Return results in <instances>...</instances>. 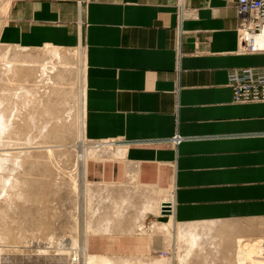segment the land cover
Wrapping results in <instances>:
<instances>
[{"label": "crops", "instance_id": "0c3cea01", "mask_svg": "<svg viewBox=\"0 0 264 264\" xmlns=\"http://www.w3.org/2000/svg\"><path fill=\"white\" fill-rule=\"evenodd\" d=\"M240 23L227 0H0L2 46L85 58V131L97 142L85 166L88 252L145 257L157 247L139 230L160 218L141 215L148 190L170 195L182 224L255 219L264 234V102H235L229 85L233 70L264 66V53L241 51Z\"/></svg>", "mask_w": 264, "mask_h": 264}, {"label": "bare ground", "instance_id": "6f19581e", "mask_svg": "<svg viewBox=\"0 0 264 264\" xmlns=\"http://www.w3.org/2000/svg\"><path fill=\"white\" fill-rule=\"evenodd\" d=\"M257 41H259V39H257ZM0 45L2 46V44H0ZM9 46L11 47V45H9ZM9 46H6L7 47V49L5 48L6 51L2 52L3 53L2 57L0 56L3 59V61H2V59L0 58L1 59L0 61L4 62V64H5V66L2 65L3 67H0V69L2 68L0 70V81H1V78L3 80V78L6 77V79L8 78V80L4 79L3 80L4 82L5 81L13 82V84L12 83L10 84L8 82H6L7 84L6 83L1 84V82H0V171L2 172V174L0 173V243H1L0 244V250L7 251L6 248H9V250L11 249L12 251H14L13 249L18 250L19 246H17V245L19 243L26 241L27 239H29L30 236L35 237L37 234L40 236H41V234L42 235L49 234L50 229H51L50 226H52L51 224L45 225L46 223H44L45 221H43V223L40 222V225L37 226L38 228L37 227L36 228H30L31 225L33 226V224H30V226H28L29 227L28 228V227H26V225H24V223H23L24 220L18 219V217H19L18 214H17V216H18L17 219L14 218L16 216H14L13 213L16 212V210H19L18 208L19 207L21 208V205L24 207L23 204H26V203L29 204V201L33 202V200L39 199L37 197H35L36 199H34L35 195H34V193H33L34 191L32 189L34 187V184L36 183L35 178H33V180H32L31 178L28 179L26 177H22L21 175L19 177V174L17 173L19 171V170L17 171V168L19 169L21 166L24 165V163L25 164H26V162L35 163V159H37V158L34 157V154H32L30 150L33 148H36V146L40 143H43V144L46 143V145L40 144L41 146H49V147L51 146L52 148L54 146H57V147L62 146V145H59L58 143L57 144L51 143L53 145H50L49 142H58V141L59 142L60 141L66 142L68 137H71V136H73V134L79 132V135H80L81 141H82L81 144H83L82 147L83 146L84 147L82 148L81 160L76 165V168L78 171V176H77V181H76L75 185H76V191L79 192V196H80V198H82V201L87 202V197H88V195H91L90 193H91L92 189L87 188L89 184L87 183L86 178H85V166H86L87 158L91 155V154H89L90 153L89 148L92 149V148H96V147H94L95 144L89 145V141H88V138L86 136V131H85V123H86V89H85L86 65H85V58L83 55H81V51H77L74 49L58 48L55 46H52L53 47L52 49H46V46H44L45 49H42L44 47L40 48L43 51L42 50L41 51H29L31 48L30 49L26 48V49H29L27 53H23V51H25V50L20 51L21 49L19 50L21 52L20 53L17 51V49L14 50L15 49L14 47H16V46L13 47L14 49L11 47L13 50L9 49L8 48ZM20 48H22V47H20ZM22 49H24V47ZM37 49L39 50V48H37ZM2 50H4V46L2 47ZM45 50H46V52H44ZM68 50L74 51L72 53H74L73 55L75 56L76 63H77V65H76V67H77L76 90H74V86L70 84L71 82H69L70 81V79H69L70 71L73 70L72 73H75V71H74L75 69L73 68V65L75 63L74 64L72 63V60H71L72 57L71 56H67L66 54H64L65 53L64 51H68ZM70 53H71V51H70ZM2 62H0V65L3 64ZM75 75H76V73H75ZM1 76H4V77H1ZM39 76H40V80H41V78H43L44 82H46V84L50 83L51 88H48V85H47V89L44 88V90H41L40 88H38V86L33 85V83L31 82V79L32 78H39ZM69 84H70V86H69ZM40 85H42V84H40ZM44 85H45V83H44ZM73 91H76V93H77V101H78L79 114H80L79 119H77V121L79 122L77 125L78 128H77V126L75 128L77 130V132H74V131H76V130H74V126H75L74 124H75L77 115L76 116H65L66 112L68 115V113H73V110H74V107L73 108L68 107V109L65 108L66 105L69 106L68 103H70V102L73 103V101H71V100L69 101L67 98V95L71 94V92H73ZM66 98H67V100H66ZM74 103H77V102L75 101ZM70 106L72 107V105H70ZM66 110H68V111H66ZM76 110L78 111V108ZM69 115H71V114H69ZM77 121H76V123H77ZM35 143L36 144L38 143V144L36 145ZM33 144H35L36 146H33ZM29 145H31V146H29ZM37 147H40V146H37ZM32 152H33V150H32ZM47 153L49 154L50 157L53 158L54 150H41V152L36 156L37 157L41 156V158H42V155L43 154L47 155ZM93 154H94V151H93ZM42 159H44V158H42ZM38 163H41V162H39V160H38ZM3 172H6V173L3 174ZM29 172L32 173V171H29ZM22 173L24 174V171ZM65 173H67V172L65 171L63 174H65ZM88 189H89V191H88ZM136 189H138V188H136ZM150 189H152V188H150ZM103 190H105V189L103 188ZM148 191H149L148 193H143V196H141V198H142V197L146 196L145 194H147L148 196H146V197L149 198V199H147V202H145V201L141 202V205L142 204L144 205V206L143 205L141 206V208L143 207L144 211L140 208L141 209L140 211L144 212L143 213L144 215L143 214H141V215L145 216V213L147 211L156 213L157 215H160V216L164 215L163 214L164 211L162 208L163 204L168 202L171 199V196L170 195L169 196H163V198H161L162 196L160 197V195L158 193L156 194L155 192H153L154 190H152V191L148 190ZM144 192H146V191H144ZM137 193H138V191H137ZM99 195H100V193H99ZM125 196L126 195H124V197ZM93 198L94 197H92V199ZM127 198H128V196H127ZM127 198H126V200L124 199V203H126L127 200L129 201V199H127ZM143 199H146V198H143ZM140 200H142V199H140ZM114 201H117V200H114ZM122 202H123V200H122ZM122 202L117 201L119 207L121 205L120 203H122ZM144 202H145V204H144ZM19 204H21V205H19ZM46 205H47V201H46ZM98 205H99V203H98ZM129 205H130V203H129ZM109 206H111V205H109ZM116 206H114V207H116ZM134 206H136V205H134ZM139 207H140V205H139ZM80 208L81 209H79V210L81 212L80 211L79 212L81 214L85 210V203H84V205L82 204V206ZM120 208H122V205ZM115 210H117V209H115ZM138 210L139 209H137V211ZM121 211L123 212V210H121ZM133 211H135V210H133ZM124 212L126 213L127 210ZM135 213H137V212L135 211ZM140 213H142V212H139V215H140ZM11 214H13V215H11ZM83 214H84V212H83ZM132 214H134V213H132ZM115 215H117V214H115ZM127 215H128V213H127ZM141 215L139 217H141ZM98 216H100V215H98ZM168 217L170 218L168 221H156V222H154L153 225H150L149 227H152L151 232L169 233L170 237L172 236L174 238H177L176 241L179 240L178 242L185 239L188 242V244L189 243L197 244L198 242L200 243V237L199 236L203 235L200 233L205 231V234L206 233L212 234L211 238L208 239L209 241L212 240V241H210V243L212 242L214 244L216 239H218L217 238L218 236H220V239L222 237L223 241H225V247L226 248L224 249V245H223L224 250L218 249V251H219L218 255L221 254V256L224 258V261L222 262V264H264V259H258L259 257L264 258V240H263V238L262 237L256 238L255 240L252 241L251 238L244 237V235H242V234H244V232L247 229L244 228V226H241L240 222L237 223L236 221H231V222L228 221V222H217L216 223V222L211 221L210 223H208L207 221H205V223L204 222L203 223H200V222L197 223L196 222V223L182 224L180 222H177V220L175 218V214H174V209L171 213H169ZM42 218H44V216ZM113 218H114V216H113ZM116 218H117V216H116ZM111 219L109 221H111ZM41 220H43V219H41ZM85 220H86L85 217L80 216V221H78L79 227H80L79 228L80 232L78 233L77 236L75 234H74L75 236L71 235V237L68 238L69 240L64 242V243L67 242V244L66 245L63 244L64 248H65V249H63L64 252H66L68 254L70 251H72L74 253V258H71L70 261L67 262L68 264H74L72 262L74 260L75 261L79 260L77 262V264H162L161 260H158V258H157V260L150 261V259H148L149 261L148 260L145 261V259H147V258H145L144 256L143 257L142 256L141 257H136V256L135 257H133V256L132 257H111V256L103 255V254H95V253L88 252L89 250L87 249V239H88L87 234L89 232L90 227L87 225ZM106 220H105V222H106ZM120 222H122V221H120ZM123 222L125 223V221H123ZM100 223H101V221H100ZM110 223H112V222H110ZM110 223H109V225H111ZM117 223H116V225H117ZM134 223H135V221H134ZM26 224L28 225V223H26ZM107 225H108V223H107ZM39 226H41V227L39 228ZM95 226H97V225H95ZM127 226L128 225L126 224V227ZM200 227H204V228H200ZM104 228H106V227H104ZM145 228H146V225L142 224L139 227V230L142 232H146ZM107 229H106V231H107ZM139 230H138V232H139ZM113 231H115V230H113ZM121 231H123V230H121ZM130 232H132V231H130ZM45 235L43 237L46 238ZM49 235H47V237ZM51 235H52V233H51ZM51 235L49 238H51ZM37 236H36V238L39 239ZM41 238H42V236H41ZM53 238H54V236H53ZM48 240H50V239H48ZM31 242H32V240H31ZM206 243H208V242H206ZM188 244L186 246H188ZM191 244H190V246H191ZM214 245L216 247L218 246V244L217 245L214 244ZM20 246L21 247L19 249L21 251V248L23 246H22V244ZM186 246H184V247L186 248ZM187 248H189V247H187ZM57 249L59 251V248H57ZM181 249H182V247H181ZM185 251H187V250H184L183 252H185ZM2 252H4V251H2ZM193 252L194 251H192L190 253L192 254ZM14 253H15V251H14ZM59 253H61V252H59ZM187 253H188V251H187ZM0 255H2V254H0ZM202 257H204V256H202ZM202 257L200 258L201 263H202ZM186 258H187V256H186ZM194 258H196V257H194ZM68 260H69V257H68ZM169 260H168V264H176L175 263L176 261L174 259L173 260L171 259L170 261ZM178 261H179V264H182L183 260H181L179 258ZM204 262H205V260H204ZM189 263H190V261H189ZM189 263H187V264H189ZM192 263H193V261H192ZM197 263H199V262H197Z\"/></svg>", "mask_w": 264, "mask_h": 264}, {"label": "rangeland", "instance_id": "374dc122", "mask_svg": "<svg viewBox=\"0 0 264 264\" xmlns=\"http://www.w3.org/2000/svg\"><path fill=\"white\" fill-rule=\"evenodd\" d=\"M0 47H1L0 48L1 49L0 50V56L2 57V54H3L2 52L6 51L7 47L4 46V50H2L3 46H0ZM11 47L13 48L14 46H11ZM11 47L9 46L8 48L11 50H13L15 48L14 50L17 49L18 52L23 51V50H25V51L27 50L26 52L23 51V53H27L29 50V49H22L19 47H18L19 48L18 49L17 46L14 47L13 49ZM52 48H53L52 46H46V49H52ZM42 49H45V47ZM42 49H40V48H39V50L38 49H30L29 51H41ZM70 51H71V53H70ZM44 52H46V50ZM64 52H65L64 54H66L67 56H71L72 57V59H71L72 63L73 64L75 63L74 65L73 64L72 65H73V68L75 69L74 71H75L76 75H75V73H72L73 70H71L70 76H69V79H70L69 82H71L70 84L73 85L74 90H76V83H77V67H76V65H77V63H76L75 56L73 55L74 53H72L74 51L68 50V51H64ZM2 61H3V59H2ZM2 61H0V62H2ZM2 63L3 64H1L0 67H3L2 65L5 66L4 62H2ZM1 77H4V76H1ZM4 79H6V77L3 78V80ZM3 80L1 78V81H0L1 84L2 83L5 84L6 82H8V81L4 82ZM6 80H8V78ZM31 82L33 83V85L38 86V88H40L41 90H44V88L47 89V85H48V88H51V86H50L51 84L50 83L46 84V82H44L43 78H41V80H40V76H39V78H32ZM8 83L13 84V82H11V81H9ZM44 83L46 86L44 85ZM40 84H42L43 86ZM70 84H69V86H70ZM67 98L69 101L70 100L73 101V103L72 102L68 103L69 106L66 105L65 108L68 109V107L69 108L74 107L75 111L73 110V113H68V115L66 112L65 116H76L77 115L76 116V121H77V119H79L80 114H79V106H78L76 91H73V92H71V94H68ZM67 98H66V100H67ZM75 101L77 103H74ZM70 105H72V107ZM76 107L78 108V111L76 110L77 109ZM66 111H68V110H66ZM69 114H71V115H69ZM76 121L74 124L75 125L74 130H76L75 128L79 123L78 121L76 123ZM77 128H78V126H77ZM74 132H77V130ZM49 143H50V145H53L51 143H54V144L58 143L59 145H62V146H59V147L54 146L52 148L51 146L50 147L49 146H41L40 144H43V143H40V144L37 143L38 145L35 143L37 146H40V147H37L35 144H33V146H36V148H33L30 150L31 153L34 154V157L37 158V159H35V163L26 162V164L24 163V165H23L24 167L21 166L20 167L21 169L17 168V171L21 170L20 172L19 171L17 172L19 174V177L21 175L22 177H26L28 179L31 178L32 180H33V178H35V182L37 184L34 182L36 185L34 184V187L32 188L34 192L33 191L32 192L35 195L34 199H36L35 197H37L39 199L41 198L40 199L41 201L39 199L38 200L36 199L37 201L33 200V202L29 201V204L28 203H26L27 205L23 204L24 207L21 204H19V205H21V208L19 207L18 208L19 210H16V212H14L13 214H14V216H16L14 218L17 219V217L19 216L18 217L19 220L22 219L26 223H28V225H27L23 221V223H24V225H26V227L30 226V224H33L34 227L31 225L30 228H36L38 225H40V222L43 223V221H45L44 222V223H46L45 225L51 224L52 226H50L51 227L50 233L48 232L50 235L52 233L51 238H49L50 237L49 234H46V235L44 234L46 236V238H45V237H43L44 235H42L40 233L42 238L40 235L37 234L38 236L37 235L36 236L39 239H37L36 236L35 237L30 236L29 239H27L26 241L19 243L17 245V246H19L18 250L13 249L15 251V253L11 249H10L11 250L10 251L9 248H6V250L8 252L10 251L9 253L5 250H0V254H2V255H0V264H68L67 262L70 261L71 258H74V253L72 251H70L71 253L69 252L68 254L66 252H64V250H63V249H65L64 245L67 244V242L66 243H64V242L69 240L68 238L71 237V235L77 236L78 233L80 232V229H79L80 227H79V223H78V221H80V216H83L86 218L85 221H86L87 225L90 227L89 232L87 234V237L90 235V233L94 232V228L91 224V221H92L93 216H94V207H93V199H92V197H94L93 196L94 194H92V190H91V193L89 192L91 195L87 194L88 195L87 202L86 201L83 202L82 198H80V196H79V192L76 191V185H75V183L77 181V176H78V171H77L76 165L81 160L82 148L84 147V146L82 147L83 144H81L82 141H81V137L79 135V132L73 134V136H71V137H68L66 142L65 141L64 142L58 141V142H49ZM95 143H97V142L89 141V145L90 144L94 145ZM43 145H46V143ZM29 146H31V145H29ZM89 149H88L90 152L89 154H92L94 148H92V149L89 148ZM32 150H33V152H32ZM41 150H54L53 158L50 157L48 153H47V155H44V154H43L44 156L42 155V158H44V159H42L41 156H39L40 158L37 157L36 155H38L41 152ZM96 155L97 154H95V156L92 158H95ZM38 160L41 163H38ZM22 170L24 171V174L26 173L25 175L22 173L23 172ZM28 170L32 171V173L29 172ZM65 171L67 172V173H65L66 175L63 174ZM0 173L2 174L1 171H0ZM4 173H6V172H3V174ZM90 186L91 185H88L87 188L91 189ZM89 189H88V191H89ZM46 201H47V205H46ZM84 203H85V210L83 211L84 214L82 212L81 213L82 215H81L80 214L81 211L79 209H81L80 207L82 206V204L84 205ZM13 214H11V215H13ZM17 214H18V216H17ZM163 214L164 215H161L160 218L148 221L146 224V228H145L146 232H145V234L141 235V236H144L146 238H150L151 242H153L155 245H157V247H155L152 251L150 250L145 255V258H147V259L144 258L145 261H147L148 259H150V261L157 260V258H158V260H161L162 264H168L169 259L170 260L174 259L176 261L175 263L178 264V260L180 258L181 260H184V261L186 259V261H188V263L190 261L189 264H195V263L200 264L201 263L200 258L202 256H204V257H202V263L203 264H222V262L224 261V258L221 256V254L218 255L219 254L218 249L224 250L226 247H225V241H223L222 237H221V239H222L221 240L220 236L217 237L218 239H216V241L214 243L216 245L218 244V246L216 247L212 242L210 243V241H212V240H210V241L208 240L209 238H211L212 234H207V233L205 234V231H203L200 233L203 235L199 236L200 237V243L198 244L197 247L191 248L192 249L191 250L190 248H185V247L181 249L182 244L183 245L186 243L188 244V242L185 239L178 242L179 240L176 241L177 238H174L172 236L170 237L169 233L151 232L152 227H149V226L153 225L154 222H156V221H168L170 219L168 217L169 214H166V213H163ZM43 216H44V218H42ZM40 218L43 220H41ZM222 221H230V222L236 221L237 223L240 222L241 226H244V228L247 229L244 232V234H242V235H244V237L251 238L252 241L255 240L256 238H261V237L264 240V234L257 233L254 229L256 224L258 223L257 220H255V219H230V220H222ZM216 222H221V221H216ZM200 223H203V222H200ZM40 227L41 226H39V228ZM200 228H204V227H200ZM47 235H49V236L47 237ZM53 236H54V238H53ZM30 239L32 240V242ZM48 239H50V240H48ZM205 241L208 243H206ZM21 244L23 247L21 248V251H20L19 248L21 247L20 246ZM223 245H224V249H223ZM57 248H59V251ZM184 250H187L189 254L187 253V251L183 252ZM2 251H4V252H2ZM189 251L190 252L194 251V252L191 254ZM59 252H61V253H59ZM186 256H187V258H186ZM68 257H69V260H68ZM194 257H196V258H194ZM258 259H264V258L259 257ZM204 260H205V262H204ZM78 261L74 260L72 262L74 264L75 263L77 264ZM191 261H193V263ZM197 262H199V263H197ZM184 264H187V263H184Z\"/></svg>", "mask_w": 264, "mask_h": 264}, {"label": "built area", "instance_id": "2783aa9c", "mask_svg": "<svg viewBox=\"0 0 264 264\" xmlns=\"http://www.w3.org/2000/svg\"><path fill=\"white\" fill-rule=\"evenodd\" d=\"M227 1L237 6L241 18L239 27L241 51L264 53V0ZM229 85L233 89L235 102H264V66L233 70L229 75ZM182 139L176 134L173 141L178 144ZM162 208L163 213H171L174 209L172 201L164 203Z\"/></svg>", "mask_w": 264, "mask_h": 264}]
</instances>
